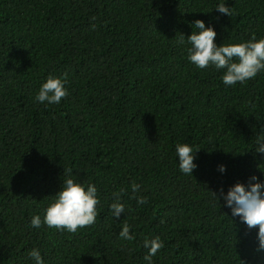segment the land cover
I'll return each mask as SVG.
<instances>
[{"label":"trees","instance_id":"1","mask_svg":"<svg viewBox=\"0 0 264 264\" xmlns=\"http://www.w3.org/2000/svg\"><path fill=\"white\" fill-rule=\"evenodd\" d=\"M220 2L0 0V264H33L34 247L45 264H146L144 239L157 235L154 264H264L258 226L212 193L264 179V71L226 86L222 70L196 68L179 43L197 19L218 45L264 37V0H224L231 16ZM65 73L67 97L35 100L49 75ZM177 143L200 148L192 175L179 170ZM67 168L97 187L96 222L33 228ZM124 223L133 241L120 239Z\"/></svg>","mask_w":264,"mask_h":264},{"label":"clouds","instance_id":"2","mask_svg":"<svg viewBox=\"0 0 264 264\" xmlns=\"http://www.w3.org/2000/svg\"><path fill=\"white\" fill-rule=\"evenodd\" d=\"M214 9L222 14L231 16L229 7L224 0H221ZM194 29L190 35H181L179 43L186 45L187 59L198 69H205L209 66L220 71L221 79L226 86L243 84L264 71V37L257 38L253 35L246 41L236 43L217 44L215 38L217 33L213 26L206 27L205 21L195 20L191 24ZM68 82L67 74L63 76H51L43 82L35 95V100L41 104H59L62 98L69 94L66 87ZM255 151L264 155V132L256 137ZM200 148H193L189 143H177L175 146L178 157L179 170L185 175H192L197 167L194 162L196 153ZM219 171L224 173L227 166L221 164ZM65 179L62 182L60 191L53 195L52 201L41 215H33L30 224L33 228H40L42 223L49 228L67 230L75 233L79 228H84L96 222L98 205L100 199L97 187L88 182L75 179L72 168L64 170ZM133 193L140 190V185H131ZM120 192L113 193L114 201L110 210L114 217H119L125 211V204L121 200ZM215 198L222 197L226 206L231 208L233 217L239 216L248 229L258 226V250L264 251V179H259L253 174L247 183L236 182L230 186L227 192L220 188L219 196L212 192ZM137 203L143 204V197H137ZM131 226L127 223L122 225L119 237L125 241H133L134 234L130 231ZM143 247L148 249L144 256L146 264H154L153 257L164 247V241L157 235L151 238L146 237ZM33 264H45L39 248H33L28 253Z\"/></svg>","mask_w":264,"mask_h":264}]
</instances>
